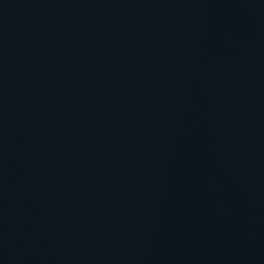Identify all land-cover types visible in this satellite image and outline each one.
<instances>
[{"label": "water", "instance_id": "95a60500", "mask_svg": "<svg viewBox=\"0 0 264 264\" xmlns=\"http://www.w3.org/2000/svg\"><path fill=\"white\" fill-rule=\"evenodd\" d=\"M0 264H264V0H0Z\"/></svg>", "mask_w": 264, "mask_h": 264}]
</instances>
